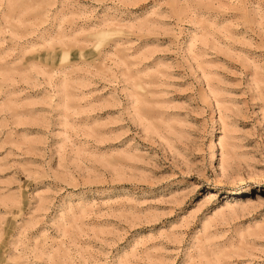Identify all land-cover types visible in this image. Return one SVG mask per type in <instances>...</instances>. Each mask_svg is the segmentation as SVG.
<instances>
[{
    "label": "rangeland",
    "instance_id": "374dc122",
    "mask_svg": "<svg viewBox=\"0 0 264 264\" xmlns=\"http://www.w3.org/2000/svg\"><path fill=\"white\" fill-rule=\"evenodd\" d=\"M0 264H264V0H0Z\"/></svg>",
    "mask_w": 264,
    "mask_h": 264
}]
</instances>
